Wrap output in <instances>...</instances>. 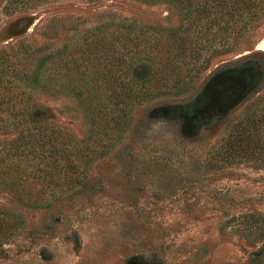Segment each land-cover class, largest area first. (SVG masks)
Wrapping results in <instances>:
<instances>
[{
    "label": "rangeland",
    "instance_id": "1",
    "mask_svg": "<svg viewBox=\"0 0 264 264\" xmlns=\"http://www.w3.org/2000/svg\"><path fill=\"white\" fill-rule=\"evenodd\" d=\"M179 19L162 1L0 0V140L21 128L13 102L15 112L41 105L63 140L71 139L65 158L79 159L81 178L68 187L30 173L38 182L30 199L0 189V264H264V117L250 127L245 148L231 137L249 105L264 108V15L252 50L215 57L179 96L127 102L132 92L112 94L128 74L122 62L67 57L92 40L115 50L111 42L122 34L138 39ZM242 64L260 68L252 92L186 125L182 109L204 80ZM95 66L106 69L98 80ZM50 71L66 76L43 88ZM30 157L27 170L41 166ZM40 196L35 206L31 199Z\"/></svg>",
    "mask_w": 264,
    "mask_h": 264
},
{
    "label": "trees",
    "instance_id": "2",
    "mask_svg": "<svg viewBox=\"0 0 264 264\" xmlns=\"http://www.w3.org/2000/svg\"><path fill=\"white\" fill-rule=\"evenodd\" d=\"M141 1L173 4L180 16L178 25L170 29L157 27L152 29V32L142 30L138 39L122 34L124 38L120 41L111 42L115 50L106 48L103 43L99 44L102 48L100 49L92 40L87 48L79 46L75 52L67 54L69 61L75 64L78 59L86 61V53L91 54L92 61L105 59L106 64L107 60L110 64L117 59L122 62L123 73L128 74L123 78V84H120L121 90L112 94L119 96L132 92L127 102L164 93L179 96L190 92L199 79V73L207 69L215 57L245 48L253 49L254 31L264 15V0ZM130 27L133 28L134 24ZM254 52L251 51L250 54ZM94 68L93 75L98 80L100 74H105L106 69L102 66ZM260 72V68L250 64L217 70L204 80L199 90L191 96L186 108L182 109L185 124L189 126L197 120H206L218 109L227 111L241 103L242 96L246 97L252 92ZM108 73L106 71V75ZM57 74L52 71L43 74L41 86L45 88L50 83L54 85L56 78L66 76ZM260 101L262 100L256 102ZM80 104L84 106V115L88 116L89 108H86L83 101ZM123 104L122 109L129 105L126 102ZM10 106L11 113L19 114L18 123L21 128L15 138L0 140V189H11L21 197L25 194L24 197L30 199L29 192L32 185L38 183L35 181L39 175H42V179L49 178L57 183L60 181L61 185L68 187L79 183L81 178L77 173L80 167L76 162L78 158H65L68 149L64 144L71 143V139L63 140L62 134L58 132L60 127L48 122L47 110L41 105L25 104L15 112V103ZM97 109L91 108L90 111L93 113ZM106 111L111 112L112 116L115 113L112 107ZM263 117L264 108L253 109L252 105H249L242 120H239L231 131L234 134L231 135L234 137L233 146L245 148L252 136L250 127L254 130L258 125H255V122ZM5 125L3 129L6 130L8 126ZM233 150L236 151L235 148ZM76 152L81 154L82 151L79 149ZM31 154L30 158H39L42 164L40 166L35 162L27 170L24 164ZM30 173L35 181L28 179ZM31 200L35 206L44 201L43 196Z\"/></svg>",
    "mask_w": 264,
    "mask_h": 264
}]
</instances>
